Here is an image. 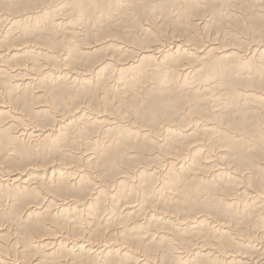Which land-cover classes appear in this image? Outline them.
I'll use <instances>...</instances> for the list:
<instances>
[{"label":"bare ground","instance_id":"1","mask_svg":"<svg viewBox=\"0 0 264 264\" xmlns=\"http://www.w3.org/2000/svg\"><path fill=\"white\" fill-rule=\"evenodd\" d=\"M0 264H264V0H0Z\"/></svg>","mask_w":264,"mask_h":264}]
</instances>
